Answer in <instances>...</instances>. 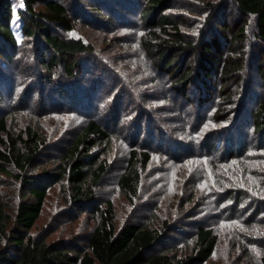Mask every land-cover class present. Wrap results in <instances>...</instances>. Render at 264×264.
Here are the masks:
<instances>
[{
    "label": "rangeland",
    "instance_id": "rangeland-1",
    "mask_svg": "<svg viewBox=\"0 0 264 264\" xmlns=\"http://www.w3.org/2000/svg\"><path fill=\"white\" fill-rule=\"evenodd\" d=\"M56 1L69 10L72 26L69 31L58 28V35L92 47V52L77 56L79 68L72 76L64 67L73 58L52 73L41 68L40 45L22 32L17 14L25 10L21 0H12L17 46L0 53V117H7L14 133L30 127L45 141L23 173L36 178L45 172L41 180L46 179L48 187L41 216L27 235L87 253L99 209L111 203L116 232L128 224H144L163 234L155 251L178 258L191 254L197 226L203 225L216 237L204 264H262L264 134L255 130L252 111L264 96V68L259 71L264 42L256 18L242 14L233 0L168 4L162 15L172 25L165 30L174 33L176 27L198 51L215 40L222 54L244 65L225 89L220 70L205 79L206 89L197 52L178 59L173 75L147 53L142 38L151 30L164 37L161 29L166 26L146 25L141 18L146 0ZM34 7L43 11L45 4ZM187 69L198 71V78L196 74L184 93L177 87ZM90 120L109 136V141L97 139L91 151L107 168L92 185V199L74 202L73 187L67 179L59 181L57 168ZM230 140L236 154L233 147L226 149ZM132 150L149 152L151 160L139 169L137 190L127 193L119 179ZM20 175L11 166L0 172V206L9 219L8 236L20 202L31 199ZM10 240L0 234V251L8 249Z\"/></svg>",
    "mask_w": 264,
    "mask_h": 264
},
{
    "label": "trees",
    "instance_id": "trees-1",
    "mask_svg": "<svg viewBox=\"0 0 264 264\" xmlns=\"http://www.w3.org/2000/svg\"><path fill=\"white\" fill-rule=\"evenodd\" d=\"M172 1L146 0L145 8L141 12L143 21L148 27H166L161 29L164 37L151 30L142 38L143 47L150 56L157 59L161 67L168 70L169 75L176 73L178 59L191 57L197 52L203 85L206 86L205 79H213L220 70L221 77L225 79L223 83L225 89V83L237 78L243 71V63L233 62L231 55L222 54L215 40L200 47L198 51L181 38L176 27L174 33L165 30L172 23L162 14ZM38 2L45 4L43 11H36L34 6ZM233 2L242 14L256 18L258 37L264 42V0H233ZM23 3L25 10L19 9L17 14L23 22L22 32L28 38L34 39L41 47L40 61L38 60L41 68L52 73L61 62L73 58L72 63L64 67V72L72 76L76 68H79L77 56L92 52V47L81 39L66 40L58 35L56 31L58 28L72 30L69 10L56 0H23ZM14 10L12 0H0V53H7L9 49L13 50L17 46L11 27ZM233 38L236 42L237 36L234 35ZM259 66V71L262 73L264 50ZM196 74L198 78V71ZM196 74L191 70H185L179 80L178 90L185 93ZM252 121L255 130L264 134V96L259 101L257 109L252 111ZM97 139L109 141V136L100 124L90 120L59 160L57 168L59 181L65 179L69 181L73 187L74 202L81 200L87 202L92 199V185L101 180L107 168L91 153L97 146L95 142ZM230 142L231 140L227 141L226 145L228 151L232 147L234 149V143ZM44 145L45 141L36 130L27 127L22 133H14L9 127L7 117H0V172H4L6 166L19 170L21 175L18 179L26 186V194L31 198L27 202H20L11 236L7 235L9 219L0 206V234L7 240L12 238L8 249L0 251V264H204L211 257L216 240L211 227L197 226V238L192 253L178 258L163 250L155 251L164 239L157 228L144 224H128L121 231L116 232L115 214L111 203H108L106 208L99 209V220L90 234L87 253L77 252L60 243L48 244L37 241L27 235L41 216L48 187L47 180H41L42 176L46 175L45 172L36 178L23 173L32 166ZM233 154H236L235 149ZM231 158L234 156L231 155ZM150 160L149 152L140 153L136 150L130 152L126 171L119 179V184L125 192L134 193L137 190L139 169H145ZM166 225L164 223L163 226Z\"/></svg>",
    "mask_w": 264,
    "mask_h": 264
},
{
    "label": "snow or ice",
    "instance_id": "snow-or-ice-1",
    "mask_svg": "<svg viewBox=\"0 0 264 264\" xmlns=\"http://www.w3.org/2000/svg\"><path fill=\"white\" fill-rule=\"evenodd\" d=\"M23 0H21V6H22Z\"/></svg>",
    "mask_w": 264,
    "mask_h": 264
}]
</instances>
